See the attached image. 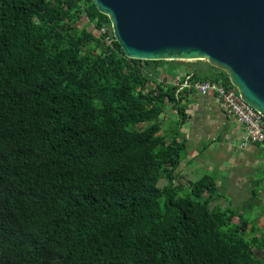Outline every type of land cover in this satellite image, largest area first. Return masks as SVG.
I'll return each mask as SVG.
<instances>
[{"label":"trees","instance_id":"obj_1","mask_svg":"<svg viewBox=\"0 0 264 264\" xmlns=\"http://www.w3.org/2000/svg\"><path fill=\"white\" fill-rule=\"evenodd\" d=\"M180 69L236 91L207 62L127 58L92 0H0V264H264L249 203L177 171Z\"/></svg>","mask_w":264,"mask_h":264},{"label":"water","instance_id":"obj_2","mask_svg":"<svg viewBox=\"0 0 264 264\" xmlns=\"http://www.w3.org/2000/svg\"><path fill=\"white\" fill-rule=\"evenodd\" d=\"M127 58L200 60L264 117V0H92Z\"/></svg>","mask_w":264,"mask_h":264},{"label":"crops","instance_id":"obj_3","mask_svg":"<svg viewBox=\"0 0 264 264\" xmlns=\"http://www.w3.org/2000/svg\"><path fill=\"white\" fill-rule=\"evenodd\" d=\"M181 70L184 75L187 74V69ZM200 72L208 74L211 70L208 66L201 65ZM177 76L180 77L179 72ZM184 99L182 104L187 117L180 132L186 140L187 153L177 168L181 178L186 182L195 179L196 175L192 174L197 173L198 164L195 165V162L201 157L199 150L211 147L218 150L221 156L228 154L232 160L231 165L224 175H217L215 181L216 184L219 183L218 189L224 187L230 190L229 195L235 207L248 202V209L241 213L250 222L256 223V234H264V223L259 224L264 222V146L259 143L241 145L245 128L220 106L214 94L188 90ZM163 118L165 119V114ZM256 171L259 172L257 176ZM260 183L263 188L258 189Z\"/></svg>","mask_w":264,"mask_h":264},{"label":"built area","instance_id":"obj_4","mask_svg":"<svg viewBox=\"0 0 264 264\" xmlns=\"http://www.w3.org/2000/svg\"><path fill=\"white\" fill-rule=\"evenodd\" d=\"M177 85V91L186 88L201 94H214L220 106L245 128L241 145L259 143L264 146V117L245 102L234 89L227 87L221 80L192 81L190 75H185Z\"/></svg>","mask_w":264,"mask_h":264},{"label":"rangeland","instance_id":"obj_5","mask_svg":"<svg viewBox=\"0 0 264 264\" xmlns=\"http://www.w3.org/2000/svg\"><path fill=\"white\" fill-rule=\"evenodd\" d=\"M81 23L86 26L88 29L94 31L92 24H89L86 20L85 17H82ZM190 62H195V61H190ZM178 72L180 73V77H178ZM176 74V77L172 79L169 75L166 76L167 82H175L178 83V81L183 78L185 75L183 74L184 71H178ZM162 75L159 76V80H161ZM166 113H165V119H162V127L160 130V134L167 135L168 138H170L171 131L174 128V121L177 118V113L175 110H173L170 106V104H167L165 107ZM172 118V119H169ZM148 122H143L137 125L139 129H142L143 127L148 126ZM199 153L201 155L200 158L197 159L195 162V165L198 164V167L196 168L197 173L192 174V176H195V179L200 178L201 176L208 174V175H213L215 177V180H217V175L219 176L224 175L226 170L229 169V166L231 165V157L228 154H225L224 156H221L218 150L212 149L211 147H206V150L201 149L199 150ZM255 175H259V172L256 171ZM186 179V178H185ZM193 180V181H194ZM263 181V180H262ZM183 182V186L180 189V194L181 195H186L189 193V187L185 185L186 182ZM262 183V182H261ZM259 184L258 189L263 188L262 184ZM165 181L163 179L159 180L158 185H164ZM219 185V183H217ZM222 185H225V183L222 182ZM224 188V187H223ZM218 189V193L220 194L221 200H218L219 203H221L223 206H229L233 205V200L230 198L229 192L230 190L227 188L224 189ZM234 220H237V218H234ZM264 222L259 223L260 225L263 224ZM263 257H264V252H262Z\"/></svg>","mask_w":264,"mask_h":264}]
</instances>
